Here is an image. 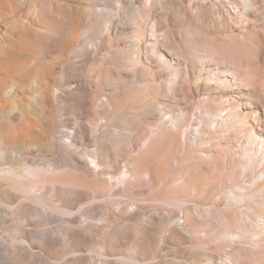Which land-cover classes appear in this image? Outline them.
<instances>
[{"label": "bare ground", "instance_id": "6f19581e", "mask_svg": "<svg viewBox=\"0 0 264 264\" xmlns=\"http://www.w3.org/2000/svg\"><path fill=\"white\" fill-rule=\"evenodd\" d=\"M18 1L0 0V100L25 81L16 73L17 61L31 55L30 50L55 43L64 58L74 54L81 58L80 65L68 76L78 77V82L59 106L63 112L83 116L92 113L96 97H86L90 88L81 82L83 78L96 89H107L105 112L122 121L136 118L138 122L145 114L155 113L160 109L156 100L161 98L195 102L177 114L161 110V123H152L133 136V145L144 141L147 146L168 128L183 142L163 168L151 160L142 162L140 157H132V169L124 173L118 187L125 194L161 193L173 198L180 210L174 221L164 210L146 212L137 203L126 211L128 222L120 227L117 215L110 213L99 223L87 221L95 218L99 202L117 189L103 168L94 170L75 156L63 158L64 167L59 171L20 169L11 164L3 166L0 161V223L16 214L24 223L30 215L43 214V209L30 210L36 206L33 201L54 211L63 207L68 216L66 224L59 225L60 239L53 238L51 231L44 232L36 244L22 236L27 248L20 250L11 264H43L45 260L42 263L43 257L32 250L33 246L53 256L61 252L56 249V240L71 253L85 250L97 256L92 260L82 256L67 264H115L108 256L114 247L123 245L144 260L159 241L165 240L172 258L162 257L153 264H201L206 255L188 246L199 239V234L190 229L196 223H205L203 247L225 244L229 248V262L218 264H249L252 257L264 264V1L105 0L107 8L97 10L98 17H91L88 11L72 25L58 7L48 5L39 11L33 35L28 17H16L13 5ZM125 29L129 33H124ZM81 33L96 39L95 47L76 51ZM120 42L126 45L119 47ZM85 66L86 73L81 72ZM9 81L10 90L5 86ZM32 88L38 90L39 83H32ZM56 101L48 98L42 105L41 119L50 120L44 132L49 137L56 126L52 121ZM206 109L215 110L219 116L211 125L201 117ZM21 123L8 130L6 137H0V160L28 154L30 137L18 129ZM193 125L196 133L189 140L186 135ZM76 137L66 145L94 147L93 151L86 150V155L96 166L103 164L101 158L107 151L128 153L124 144L96 139L93 127L87 125L80 126ZM212 169L221 173L212 189L216 192L213 197L209 181H205ZM70 192H74L72 197L65 194ZM59 195L60 202L55 203ZM186 196L212 199L201 205L186 201ZM122 202L130 204L126 199ZM215 211L221 214L213 215ZM203 212L210 213L209 219H204ZM78 214L84 220H78ZM106 222L111 223L109 229Z\"/></svg>", "mask_w": 264, "mask_h": 264}, {"label": "rangeland", "instance_id": "374dc122", "mask_svg": "<svg viewBox=\"0 0 264 264\" xmlns=\"http://www.w3.org/2000/svg\"><path fill=\"white\" fill-rule=\"evenodd\" d=\"M48 5L58 7L62 13H65L69 19H71V25L73 23L75 24L77 22L76 20L87 14L88 11L91 17H98L100 14L99 12H102V10H106L107 8L105 0H19L18 3L13 6L17 15L16 17L20 15L28 17L31 22V35H33V31L38 27L39 11L43 10ZM117 11L119 16H121L122 10L118 9ZM128 17L132 18L130 15H128ZM0 28L3 29V22H0ZM82 28H85V25H83L81 29ZM102 30L103 29H101V31ZM169 31H171L172 36H175V33L173 34V29ZM124 33H129V30L125 29ZM162 33L164 35L167 34L164 30H162ZM80 39L79 48L77 47L76 51H80L83 47H95V44L97 43L96 39L90 38L86 33H81ZM124 45H126V42H120L118 46L122 47ZM30 52L31 55L20 58L17 61L16 66L14 65L17 75L24 77V83L20 82L17 84L16 88L10 95L7 96L5 94L0 100V137H6V132L8 130L22 122L18 129L22 134L30 137L27 144L29 150L25 157L16 159L4 158L3 160H0L4 163L3 166L11 164L20 169L26 167H43L48 170L59 171L64 167L62 161L63 158L65 159V157L71 158L72 156H75L83 165L89 166L94 170L103 168L104 171L108 172L111 176L110 180L114 183L113 188L117 189L113 195H107L105 196L106 200L99 202L100 204H98V207H100H97L95 209L96 212L93 214L95 218L92 220L89 218L87 221L99 223L102 217H105L106 214L110 213L117 215L121 222H119L120 227L128 222L125 218L126 211L131 209L133 204L136 203L143 205V207L146 208V212L155 211V213H158L159 210H164L166 213L168 212L171 214L173 221L178 219L180 216V210L177 206L176 200L169 198L166 194L158 193L152 196L148 193H135V191H130L129 194H125L120 192L118 187L121 185L120 181L124 173L132 169V157H140L142 162L151 160L154 163H157L160 168H163L172 152L183 142L182 137H173V132L169 131L168 128L164 130L165 133L162 134L161 137H156L147 146L144 141L133 145V136L137 135L140 130L147 128L152 123H161V120L163 119L161 110H170L172 114L181 113V111L185 112L191 108V104L194 103L195 100L189 99L186 101L179 97L161 98L156 100L160 109L153 114H145L144 119H141L142 121L136 120L138 122H135L136 118L122 121L120 117H113L105 112L107 106L105 105L104 98L107 94V89L105 87L96 89L83 78L81 82L89 86L91 89L87 91L86 97L89 99L93 96L96 97L92 113L83 116L63 112L59 106L64 104L67 100L69 90L74 88L78 82V77L68 78V76H71L74 68L77 65H80L81 58L76 56V54L67 55L66 58H64L59 49H57L55 43H49L47 46L37 49V51L30 50ZM87 68L88 67L85 66L83 69H80V71L86 73ZM222 69L224 68H221V70ZM36 81L39 83L38 90L32 88V83ZM11 83L12 82L9 81L5 86L9 87ZM8 89L10 90L12 87H9ZM148 95H152V92H149ZM48 98H57V106H55L57 110L52 114V121L56 123V126L51 137L44 134V132L48 131L50 120L44 118L41 119L43 117L42 105L44 100L46 101ZM201 117H203L206 123L210 122V125L212 124L211 121L213 119L219 118L218 113L215 110L210 111L209 109L203 111ZM82 125H87L91 128L93 127L97 137L96 139L98 140H104L109 144L113 143V145L116 143L121 145L124 144L123 148L128 150V153L121 155L119 151H107L105 157L101 158L103 164H100L99 166L94 165L86 155V150L93 151L94 147L86 146L81 148L79 145L77 147L66 145L71 139L75 140L77 138V131L80 130V126ZM190 130L191 131L186 136L187 138L189 137V140H192V133H196L195 125H193ZM50 144L51 148L49 147ZM180 157L181 155H179V158ZM220 174L219 169H212L208 174V179L205 178V181H209L212 197L216 193L212 189L219 183ZM46 194L49 196L50 191L47 190ZM65 194L72 197L74 192ZM122 195H127L128 197L122 198ZM123 199H126L130 204L127 205V203H123ZM211 199L208 200V197H185L186 201L201 205L209 204ZM59 200L60 195L55 197V203H59ZM161 201H166L169 205H164ZM31 203L36 206L35 208L31 207L30 210L39 211V209H43V214L39 213L37 217L30 215L29 221L26 223L18 218L16 214L15 216L9 217L7 221L0 223V264L15 263L16 254L20 250L27 248V242L22 239V236H25L26 240L28 239L29 242L36 244L44 232L51 231L53 238L60 239V233H58V228H60L59 225H62V223L66 224V221L64 220L68 217L64 212L65 209L61 207L57 208L59 211H54L37 202L33 201ZM218 214L221 213H218L217 211L213 213V215L216 216ZM202 215L204 219H209L210 217L209 212H203ZM77 218L81 221L84 220V216H80L79 214ZM110 225V222H106L105 228L109 229ZM204 225L205 223H196V225L190 228L191 231H193V234H199V239L197 243H189L188 246L196 252H199L201 255H206V260L202 261L201 264L229 262L227 261V252L229 248L225 244L219 246L213 245L210 249H206L202 246L203 240L201 239V236L204 235V231H202ZM199 243L201 244L200 247L198 246ZM168 247H170L168 241H159L157 245L153 247V256L150 255L143 260L140 255L133 253V249L126 248L124 245L117 246L114 247L115 253L113 252L108 258L115 264H150V262L153 264L158 263L162 257L166 259L172 258L168 252ZM56 249L61 252L50 256L47 251L36 248V245L32 248V250L39 253L38 255L41 258L43 257L42 263L45 260L43 264H67L73 259H81L82 256H88L89 258H87L89 260L97 257L94 252L85 250L81 251L82 253H71V251L66 249V246L60 240H56ZM157 249H160L159 252L156 251ZM112 256L115 257L113 258ZM191 261L195 260L191 259ZM262 261L252 257L249 264H261ZM97 262L101 264L105 263L104 261Z\"/></svg>", "mask_w": 264, "mask_h": 264}]
</instances>
